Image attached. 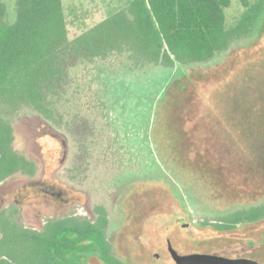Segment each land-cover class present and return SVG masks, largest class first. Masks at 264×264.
<instances>
[{
	"label": "rangeland",
	"instance_id": "374dc122",
	"mask_svg": "<svg viewBox=\"0 0 264 264\" xmlns=\"http://www.w3.org/2000/svg\"><path fill=\"white\" fill-rule=\"evenodd\" d=\"M2 1L5 21L14 23L17 0ZM130 1L62 0L69 40L127 9ZM244 11L241 0H231L225 9L227 29ZM82 61L67 68L65 80L49 93V117L27 107L8 117L13 150L33 162L36 171L0 182V197L10 193L0 211L40 231L60 218L88 219L91 207L98 206L115 230L124 221L123 198L118 204L113 198L153 184L170 186L172 193L154 189L144 211L154 204L148 213L176 215L182 205L196 225H214L249 206H264V36L238 39L212 61L185 66L194 68H186L188 76L162 98L167 84L161 100L149 99L169 68L136 67L128 52ZM219 169L226 180L224 189L215 192L202 174ZM32 183L42 186H28L18 196L23 206L16 205L14 191ZM206 229L205 239L218 237L213 228ZM232 236L233 243L222 239V255L264 262L259 247L264 220L239 224ZM5 247H13L11 239Z\"/></svg>",
	"mask_w": 264,
	"mask_h": 264
},
{
	"label": "trees",
	"instance_id": "16d2710c",
	"mask_svg": "<svg viewBox=\"0 0 264 264\" xmlns=\"http://www.w3.org/2000/svg\"><path fill=\"white\" fill-rule=\"evenodd\" d=\"M241 4L245 11L235 27L227 29L225 9L231 0H132L127 9L70 41L62 0H17V16L11 24L5 21L7 8L0 0V182L18 172L34 175L36 171L33 162L13 150L14 130L8 117L25 107L49 117L47 97L77 60L90 62L128 52L136 67L169 68L149 99L161 100L173 83L188 76L186 68H194L185 66L212 61L238 39L252 35L258 41L264 36V0H241ZM174 65H179L175 71ZM223 172L206 170L202 177L210 187L213 182L211 189L216 192L224 189ZM249 207L226 220L238 225L264 219L263 205ZM1 227H18L21 233L5 232L0 264H15L10 258L17 264H81L88 254L92 226L87 219L49 221L39 232L1 216ZM8 239L11 248L5 247ZM17 252L20 258L15 257Z\"/></svg>",
	"mask_w": 264,
	"mask_h": 264
},
{
	"label": "flooded vegetation",
	"instance_id": "af4514ba",
	"mask_svg": "<svg viewBox=\"0 0 264 264\" xmlns=\"http://www.w3.org/2000/svg\"><path fill=\"white\" fill-rule=\"evenodd\" d=\"M135 166L137 169L139 164ZM144 186L146 185H140V187L134 188L133 191H127L128 193L123 194L122 197L115 196L116 198H113V201L117 204L118 200L123 198V211H121V215L124 221L120 223L115 230L111 228L110 216H108L105 208L98 206L92 208L90 206L91 211L88 213L87 220L92 227L89 229L90 238L88 239V254L81 264H86L87 262L88 264H177L174 258V252L180 256L206 254L229 259L252 260L248 257L235 258L221 254L223 250L221 243L222 239L227 243H233L234 239H231V237H233V231L236 230L239 224L236 225L233 222H228V220H226L227 217H224L226 219H222L214 225H209V223L196 225L193 222H189V218L187 217L188 213L182 205L180 206L182 210L180 209V212L176 215H173L172 211H152L148 213L151 207L153 208L154 204L148 207L149 211H144L143 204L153 198L154 189H162L163 193L166 191V194H168L167 191L170 194L172 192L168 188L170 186L167 185L153 184L148 187ZM27 187L24 189H17L21 190L18 194H15L17 190L14 191V196H17L15 199L16 205L23 206L22 200H20L18 196H20ZM43 191L48 192L44 189ZM9 195L10 193H7L6 196L0 197V202L7 199ZM47 201L49 202L50 200ZM54 203L57 207L63 206L60 202L57 203L55 200L53 201V204ZM1 216H4L9 222L13 221L19 224L15 216H10L3 212V210L0 211V242L6 231H13L11 228L4 229L1 227ZM69 218H73V216L60 218L56 221ZM207 227L213 228L218 237L205 239V229ZM24 229L33 230L27 227H24ZM43 230L44 228L39 232ZM93 231H97L94 236H92ZM259 247L262 248L260 253L262 257H264V236ZM5 258L8 259L7 257ZM260 264H264V262L260 261Z\"/></svg>",
	"mask_w": 264,
	"mask_h": 264
},
{
	"label": "water",
	"instance_id": "95a60500",
	"mask_svg": "<svg viewBox=\"0 0 264 264\" xmlns=\"http://www.w3.org/2000/svg\"><path fill=\"white\" fill-rule=\"evenodd\" d=\"M177 264H260L248 259H229L206 254H193L188 256H180L173 253Z\"/></svg>",
	"mask_w": 264,
	"mask_h": 264
},
{
	"label": "crops",
	"instance_id": "0c3cea01",
	"mask_svg": "<svg viewBox=\"0 0 264 264\" xmlns=\"http://www.w3.org/2000/svg\"><path fill=\"white\" fill-rule=\"evenodd\" d=\"M63 9H64V7H63ZM101 23H102V22H101ZM101 23H99V24H101ZM96 26H97V25H96ZM96 26H95V27H96ZM93 28H94V27H93ZM93 28H90L88 31H90V30L93 29Z\"/></svg>",
	"mask_w": 264,
	"mask_h": 264
}]
</instances>
